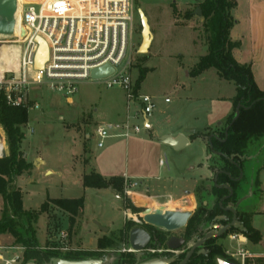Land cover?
I'll return each instance as SVG.
<instances>
[{"label":"rangeland","instance_id":"1","mask_svg":"<svg viewBox=\"0 0 264 264\" xmlns=\"http://www.w3.org/2000/svg\"><path fill=\"white\" fill-rule=\"evenodd\" d=\"M201 1L133 0V48L126 54V60L131 56L130 71L135 82L142 69L148 70L139 89L142 93L152 95L156 102L155 109L148 116L153 126L150 131L156 134L181 132L185 135L193 132L190 145L176 150L168 144L160 143L147 133L143 118L139 116L132 121L141 126L140 133L128 139H109L103 148H99L97 126L114 122L117 111H128L126 95L121 88H108L98 81L88 80L78 85V91L72 96L73 103L71 99L67 101L64 93L37 87L31 89L30 99L39 102L40 107L29 109V120L24 126L22 149L32 163L30 175L17 181L23 189L24 207L39 210L49 198L83 197L85 200L73 225L68 213L51 202L48 203V211L41 214L37 223L38 239L43 248L50 250L52 247H67L69 250L87 252L97 249L99 238L106 235L117 236L115 245L102 251L109 258V263H114L123 254L132 252L129 232L142 223L144 216L141 208L133 210L126 206L125 200H130L134 205L146 203L147 208L153 210L163 205L169 210L191 209L195 212L204 202L216 198L210 196V188L214 185V171L209 170L208 165L219 168L224 166V162H215V156L205 140L202 137L194 139V135L200 133L203 136L226 129L230 116L234 118L236 113L237 106L231 99L236 88L233 82L222 79L214 67L192 75L200 57L208 52V41L202 16L194 13L187 18L185 15L196 10ZM239 1L242 5L245 4V0ZM138 8H142L148 16L155 35L147 53L138 51L142 42ZM162 16L167 22L175 23L176 27L170 25V29H167L163 25L161 29L159 26ZM234 19L237 20L235 17ZM13 39L10 36H0V49L10 48L7 58L0 56V66L16 70L20 46ZM166 98L170 102L167 103ZM136 108L138 105L132 104L130 113ZM0 133L4 136V148L7 149L2 128ZM245 156L250 159L246 164L247 168H253L251 176L256 177L258 169H263L258 177L263 181L264 137L254 139ZM161 159L167 160V163L161 165ZM93 168L106 177L126 174L131 179L142 182L138 189L144 191L145 188H150L149 193L158 195L161 204H153L156 206L154 207L151 200L141 196L132 200L125 192L123 198L120 193L109 188L84 187L82 175L90 173ZM190 174L191 206L165 196L176 192L177 186L181 184L180 182L172 187L167 181L169 177ZM241 191L247 193L248 186L244 185ZM254 191V196L251 197L250 193V200L244 204L252 206V225L261 232L262 240L255 244L242 233L231 231L219 242L237 262L243 260L238 254V250H243L247 255L245 264H264V183L255 184ZM187 206V209H182ZM2 207L3 200L0 196V216ZM125 211L131 213L127 218ZM129 222L134 224L127 234L123 231L121 235ZM101 227H108L109 231L104 232ZM61 231L68 232L67 239L63 241L59 237ZM0 245H15L14 237L10 234L0 235ZM59 250L61 254L66 253L65 250ZM147 252L142 260L153 254L151 251Z\"/></svg>","mask_w":264,"mask_h":264},{"label":"trees","instance_id":"2","mask_svg":"<svg viewBox=\"0 0 264 264\" xmlns=\"http://www.w3.org/2000/svg\"><path fill=\"white\" fill-rule=\"evenodd\" d=\"M175 6V4H173ZM235 0H202L197 8L202 11L204 30L207 34L208 53L201 56L192 75H198L209 68H216L222 79L233 82L236 87V94L233 97L234 105L242 103L238 119L231 125L226 137V129L217 131L219 138L213 139V149L223 153L225 156H244L247 158V150L254 139L264 137V90H261L255 82L251 65L239 63L233 50L239 47L240 43L231 38V29L236 21L233 10L236 8ZM196 8V9H197ZM195 13L190 11L186 17L190 18ZM147 69L140 71L135 82L136 89L139 90L140 83L145 79ZM233 116H230L228 124ZM29 120V110L23 105L15 106L9 104L4 92L0 91V127L3 129L7 144V155L0 157V196L3 200V207L0 216V235L10 234L14 237V244L24 247V263L33 262L35 264H47L54 257H62L70 260L86 259L89 257L104 258L106 264H134L135 254L129 252L117 258L114 263L108 261L102 251L115 245L117 236H103L99 238L97 249L93 251L67 250L61 254L59 249H45L38 239L37 223L40 215L48 211V203H52L58 209L70 215L71 225L75 223L76 216L82 211L85 200L79 198H52L42 204L39 210L25 209L23 206V194L16 186V179L23 174H28L32 168V163L27 161L22 150V142L25 138L24 126ZM212 132L207 133V135ZM202 134L194 135V138ZM3 148L0 146V154ZM222 159H224L222 157ZM226 166L231 165L225 161ZM227 168V167H226ZM230 182L229 178H223ZM83 186L93 188H111L124 198L125 179L124 176L104 177L98 172L92 171L83 176ZM259 184V180H256ZM234 187L237 184L232 183ZM225 190L216 186L212 187L211 193L216 196V205L213 209L207 208L204 203L193 213L187 229H191V241L193 234L199 231V225L207 222L220 210L217 201L221 198ZM236 196V195H235ZM126 206L133 210H140L130 200H125ZM133 222L126 225L121 235L128 233ZM124 231V232H123ZM232 231L242 233L251 242L257 244L262 240V234L252 225H247L246 231L234 229ZM202 236V235H201ZM128 237V236H127ZM224 237V236H223ZM222 238V237H221ZM221 238H211L205 245V253H195L187 264H217L218 258L234 260L227 254ZM99 256V257H98ZM175 262L173 264H176Z\"/></svg>","mask_w":264,"mask_h":264},{"label":"built area","instance_id":"3","mask_svg":"<svg viewBox=\"0 0 264 264\" xmlns=\"http://www.w3.org/2000/svg\"><path fill=\"white\" fill-rule=\"evenodd\" d=\"M18 6L19 20L14 34L10 35L20 46L18 67L13 70L0 66V91L8 103L37 109L39 102L30 99L33 87L61 92L67 98L78 91L80 83L95 80L108 88H121L128 110L124 120L97 126L98 147L103 148L110 138L128 139L140 133L141 126L132 120L141 116L144 123L156 102L152 95L136 89L130 71L131 56L126 60L127 52L133 48V0H18ZM39 37L47 44L49 54L45 64L35 68ZM105 65L114 71L93 79L92 70ZM165 100L168 102L169 98ZM132 104L138 108L130 113ZM160 163L163 165L167 160L162 159ZM124 179V192L133 200L140 182L127 176ZM130 215L125 211L126 218ZM59 237L61 241L67 239L68 232L61 231ZM54 249L69 250L67 247ZM149 251L160 249L152 247ZM23 253L22 246L0 245V264H28L23 261ZM238 254L243 258L241 262L218 258L217 264H245V251L238 250Z\"/></svg>","mask_w":264,"mask_h":264},{"label":"water","instance_id":"4","mask_svg":"<svg viewBox=\"0 0 264 264\" xmlns=\"http://www.w3.org/2000/svg\"><path fill=\"white\" fill-rule=\"evenodd\" d=\"M17 10H18V0H0V36H10L14 34L18 23ZM138 13L142 25V31H141L142 42L139 46L138 51L140 53H147L149 51L151 42L153 40V33L151 31L149 19L146 13L144 12V10L142 8H138ZM195 14L201 15L202 14L201 9L197 8L195 10ZM38 42L40 45L37 51L35 68H41L48 59V54H49L48 47L45 41L41 37H39ZM113 71H114L113 67L109 65H105L100 68H96L92 70L91 77L93 79H100L108 76ZM249 107H245L242 103L237 104L235 116L232 119L231 123L226 126V131H225L226 137L228 135L229 128L238 119L241 112V108H249ZM145 120H146L145 127L147 128V130H149L150 128H149L147 116L145 117ZM1 138L3 139L2 135ZM157 140H159L164 144H168L172 146L176 150H180L190 144L189 138H187L184 134H178L177 136H173L172 134H165L162 136H158ZM207 142L208 141L205 140L206 144ZM209 145L215 154L222 155V153L215 151L213 149L212 136L209 137ZM5 156H6V149L3 148L0 157H5ZM242 176H243V172L241 171L240 177ZM219 186L222 187V185ZM224 186L230 191V194L227 196L230 197L233 194V188L229 185H224ZM135 206L141 209H145L143 220L147 224L153 225L158 228H163L167 231H175L184 228L193 215V211L169 210L165 208V206L163 205L159 206L155 210L151 208H147L146 203H136ZM228 209H230L234 213L233 222L221 228L219 232L210 231L204 234L201 238H194L191 241L193 242V244L191 245V249L185 255V257L181 259L177 264H187L195 252L205 253L206 251H204L203 249H199L198 251L196 250L199 247H202L209 239L221 236L224 233V231L229 227V225H233L235 223L236 209L234 207ZM101 230H103L104 232H108L109 228L101 227ZM154 239L155 238L153 237V235L141 226H136L130 229L129 244L131 246V251L136 253L137 255L136 262L134 264H170L176 261L175 257H172L170 259L152 258L149 260H141L142 256L145 254V251L150 250L152 248L150 245L152 240ZM184 242L185 239L183 237L172 236L165 243V247L169 250L177 251L179 250L180 247L183 246ZM161 246L162 243L155 245V247L158 248ZM28 264H35V263L30 262ZM47 264H106V261L102 257L101 258L89 257L86 259H79V260H70L62 257H54Z\"/></svg>","mask_w":264,"mask_h":264},{"label":"flooded vegetation","instance_id":"5","mask_svg":"<svg viewBox=\"0 0 264 264\" xmlns=\"http://www.w3.org/2000/svg\"><path fill=\"white\" fill-rule=\"evenodd\" d=\"M210 136H212V143H213V139L219 138V135L218 133H215V134L211 133L209 135H203L202 137L204 140L208 141L207 145L209 146V149L215 156L214 161L224 162V166L222 165V167L220 166L219 168L217 167L212 168L211 165L209 164L208 169L214 171V178H213L214 185L213 186H216L219 189H223L225 190V192L223 193L221 198L217 201V204L220 206V209H219L220 211L216 213L207 222L201 223L199 225L200 226L198 227L199 231L193 234L194 238H201L204 234L210 231L219 232L221 228L233 222L234 213L228 208L234 207L236 209V221L233 225H229V227L224 231V233L221 236L216 237V238H221L223 236H226L234 229H238L240 232L246 231L247 225L249 224L252 225V219H253L252 206L249 205L248 207L247 204L245 205L244 203L250 200V195H249L250 193L252 195L251 197L254 196L255 194L254 185L256 184L257 179L256 180L254 179L253 183L250 182L249 180L246 181L245 168H247L246 166L247 162L244 161L245 160L244 156L232 155L230 157H227L223 153L222 155L215 154L209 145ZM222 157L224 159H222ZM248 160L249 159L247 158V161ZM225 161L230 162L231 165L226 166ZM241 171L243 172L242 177H240ZM216 177H217V180H216ZM223 178H229L230 182H227L226 179L223 180ZM232 183L237 184L236 187H234ZM219 185H222V187H220ZM224 185H229L233 188V194L230 197H227L230 194V191ZM244 185L248 186L247 193H244L243 191H241ZM212 187L210 188V196L216 197L213 193H211ZM250 189H251V192H250ZM204 205L209 209H213V207L216 205V198H214V200H210V199L207 200L206 202H204ZM144 210L145 209H142V211ZM139 215H141V213H139ZM189 221L184 228L178 229L175 231H167L163 228H158L153 225L147 224L144 220L141 221L142 223L139 224L138 226L145 228L155 238L154 240H152L150 246L155 247V245L162 243V246L159 247L160 251L152 252L153 254L149 258H146L143 260H149L152 258L170 259L172 257H175L176 258L175 262H179L181 259H183L185 255L189 252V250L191 249V245L193 244V242H191V229L190 230L187 229ZM176 231H179V232H176ZM172 236L183 237L185 239L183 246L180 247L179 250L177 251L169 250L165 247V243ZM205 247L206 245L204 244L202 247H199L196 251H198L199 249H203L205 251L206 249ZM155 248H158V247H155ZM147 254L148 252L145 251V254L143 256H146ZM135 256L137 257L136 253H135ZM175 262H172L170 264H173Z\"/></svg>","mask_w":264,"mask_h":264},{"label":"crops","instance_id":"6","mask_svg":"<svg viewBox=\"0 0 264 264\" xmlns=\"http://www.w3.org/2000/svg\"><path fill=\"white\" fill-rule=\"evenodd\" d=\"M244 2H245V4L242 5V2L237 0V7L233 10L234 17L237 20H236L235 25L231 29L230 35H231L232 40L240 42L239 47H237L233 50V55L239 63H245V64L250 63L251 64V68H252V72H253L255 82L261 90H264V0H245ZM160 23L161 24L159 27L161 29H162L163 25H166L167 29H170V25L176 27L175 23H173L172 21L167 22V20L163 16H162V20ZM152 33H153V31H152ZM154 39H155V35L153 33V40L151 42V45H152ZM193 41H194V39H193ZM207 48H208V45H207ZM139 92L142 93L140 91V89H139ZM235 94L232 97H234ZM232 97H231V99L233 101ZM66 99H67V101H69V99H71L72 103H73V97H67ZM168 102H170V101H168ZM127 114H128V111H126V113H125V111H117L115 113L114 122L124 120ZM148 121H149L150 129L148 130L147 133L151 134L153 139L157 140L158 136H162L165 134H172L173 136H177L178 134H184L181 132H177L176 134H173L172 132L162 133V134L152 133L150 130L152 129L153 126H152V123H151L149 117H148ZM145 123H146V120L144 121V124ZM215 133H217V131ZM191 134L190 135L184 134L187 138H189L190 144L192 141ZM200 137H202V136H200ZM110 139H122V138H110ZM160 143H162V142H160ZM0 146H2V148H4V143H3V140L1 138V133H0ZM6 155H7V149H6ZM24 156L27 159V161H29L25 152H24ZM251 170H253V168H245L246 181L249 180L250 182H252L253 178L255 179L257 177V179L259 180V183H261V182L264 183V180L261 181L260 178H258L260 176V174L263 172V169H261V168L258 169L259 171H258L256 177H254L255 175L251 176V174H250ZM93 171L99 173V171H97L95 168H93ZM253 172H255V171H253ZM30 173H31V170L28 174L20 175L15 181L16 186L21 189L22 194H23V189L21 186H19L17 184V181L19 180V178L25 177V175L29 176ZM84 175H82V181H83ZM101 175H103V174H101ZM123 176H127V175L124 174ZM104 177H106V176H104ZM127 177H129V176H127ZM167 181L170 183V185L172 187L177 185V183L181 182V184L177 186L176 192L168 193L165 196H168V198H172L173 200H176L177 202H179L181 204L184 203L185 205L191 206V174L188 176H185V175L180 176L179 175L176 177H169V179H167ZM82 184H83V182H82ZM141 185H142V182H140V186L138 188H140ZM109 189L112 190L111 188H109ZM137 191H138V193L135 195L134 198H139V196H141V197H143V199L151 200L152 206H154V205L158 206L159 205L160 202L158 201V198H157L158 195L154 196V195L150 194L149 193L150 188L147 187L144 189V191L142 189H137ZM49 199H52V198H49ZM23 206H24V203H23ZM188 206L183 207L182 209H187ZM154 207H156V206H154ZM28 210H30V209H28ZM190 211H191V209H190ZM80 213L76 216V218L79 217Z\"/></svg>","mask_w":264,"mask_h":264},{"label":"bare ground","instance_id":"7","mask_svg":"<svg viewBox=\"0 0 264 264\" xmlns=\"http://www.w3.org/2000/svg\"><path fill=\"white\" fill-rule=\"evenodd\" d=\"M19 15H20V10H19V6H18V10H17V21L19 20ZM9 50V51H8ZM9 52H10V48L8 49L7 47L4 48V49H0V56L1 58H7L9 55Z\"/></svg>","mask_w":264,"mask_h":264}]
</instances>
